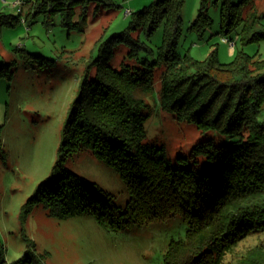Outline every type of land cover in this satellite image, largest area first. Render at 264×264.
I'll return each mask as SVG.
<instances>
[{"label": "trees", "instance_id": "obj_1", "mask_svg": "<svg viewBox=\"0 0 264 264\" xmlns=\"http://www.w3.org/2000/svg\"><path fill=\"white\" fill-rule=\"evenodd\" d=\"M26 2L30 9L25 22L43 14L44 23L52 25L60 14L65 27L78 31L86 26L91 4V0ZM183 2L153 0L131 13L125 31L101 37L68 111L52 173L23 205V221L38 203L58 218L93 216L109 232L181 215L188 225L185 236L169 242L164 264H223L239 241L264 231V59L239 50L234 60L224 63L217 48L204 60L179 53ZM77 7L81 12L75 20ZM244 12L241 2L223 0L221 33L242 23L238 33L244 43L264 39V27L253 23L260 15ZM20 20L21 14L0 11V30L3 24ZM212 21L203 3L192 28L203 33ZM161 24L164 36L157 57L141 61L139 52L153 49L139 34L150 37ZM122 43L129 48V61L116 69L110 60ZM93 65L97 75L91 79ZM158 65L164 68L162 108L178 121L195 122L202 132L217 131L230 142H199L189 156H179L176 162L170 161L164 147L145 142L146 99ZM8 66L0 65V77ZM82 150L92 151L118 172L130 194L124 208L96 182L71 175L66 160ZM201 157L207 160L205 170L198 169ZM27 240L17 264H45L34 242ZM5 250L0 242V264L5 263ZM235 264H264V245L251 247Z\"/></svg>", "mask_w": 264, "mask_h": 264}, {"label": "rangeland", "instance_id": "obj_2", "mask_svg": "<svg viewBox=\"0 0 264 264\" xmlns=\"http://www.w3.org/2000/svg\"><path fill=\"white\" fill-rule=\"evenodd\" d=\"M4 1L0 0V11L22 16L13 25L3 24L0 30V65L9 64L6 75L0 77V242L6 249L4 264H17L28 247L27 238L34 242L37 253L43 254L45 264H164L169 242L185 236L188 225L181 215L119 232L107 231L93 216H52L43 203L36 204L25 221L21 218L23 205L52 173L68 111L101 37L125 31L131 19L126 10L135 12L153 0H91L81 31L65 27L60 14L52 25L44 23L43 14L25 22L30 9L27 0L20 5L13 4L16 0ZM233 1L244 5V14L256 11L254 14L260 16L253 21L254 26L264 27V0ZM203 3L213 21L202 33L192 24ZM222 3L184 0L176 50L204 60L217 48L218 58L224 63L234 60L239 50L264 59V39L244 43L238 33L242 23L226 35L221 33ZM80 12L77 7L75 20ZM139 36L153 49V53L142 49L140 60L156 58L163 42V24L150 37L143 32ZM113 51L110 65L119 69L122 62L129 61V48L122 43ZM163 70L162 65L155 68L153 89L146 99L145 142L164 147L171 162L189 156L199 142H230V137L214 130L202 132L195 122L178 121L162 108ZM89 75L91 79L96 77V66H91ZM206 163L201 157L198 169H207ZM65 166L71 175L96 182L121 207L127 205L130 194L124 181L92 151L72 153ZM255 245H264V231H254L239 241L223 264L237 263Z\"/></svg>", "mask_w": 264, "mask_h": 264}, {"label": "built area", "instance_id": "obj_3", "mask_svg": "<svg viewBox=\"0 0 264 264\" xmlns=\"http://www.w3.org/2000/svg\"><path fill=\"white\" fill-rule=\"evenodd\" d=\"M4 2H5V1H4ZM22 3H23L22 0H16L13 4H14V5H20V4H22ZM131 13H132L131 10H129V9L126 10V15H130ZM225 40H226V41H229L230 39L225 38Z\"/></svg>", "mask_w": 264, "mask_h": 264}, {"label": "crops", "instance_id": "obj_4", "mask_svg": "<svg viewBox=\"0 0 264 264\" xmlns=\"http://www.w3.org/2000/svg\"><path fill=\"white\" fill-rule=\"evenodd\" d=\"M3 2H4V0H3Z\"/></svg>", "mask_w": 264, "mask_h": 264}]
</instances>
